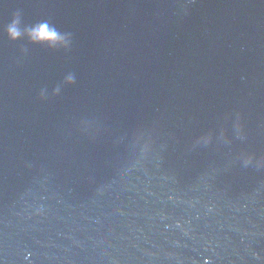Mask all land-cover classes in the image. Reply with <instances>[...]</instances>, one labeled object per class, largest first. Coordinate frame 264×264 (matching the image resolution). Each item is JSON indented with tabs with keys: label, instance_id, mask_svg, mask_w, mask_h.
Masks as SVG:
<instances>
[{
	"label": "water",
	"instance_id": "95a60500",
	"mask_svg": "<svg viewBox=\"0 0 264 264\" xmlns=\"http://www.w3.org/2000/svg\"><path fill=\"white\" fill-rule=\"evenodd\" d=\"M0 264H264V0H0Z\"/></svg>",
	"mask_w": 264,
	"mask_h": 264
},
{
	"label": "clouds",
	"instance_id": "9594fccd",
	"mask_svg": "<svg viewBox=\"0 0 264 264\" xmlns=\"http://www.w3.org/2000/svg\"><path fill=\"white\" fill-rule=\"evenodd\" d=\"M6 34L9 39L15 40L21 35L27 34L29 38L35 42L47 41L50 46H62L68 48L71 44V36L61 35L56 32V30L50 27L46 22L38 25H34L30 29L22 30L20 27V22L18 18H14L11 23L5 28ZM69 82H72L71 77H69ZM253 160L252 156H246L244 158V164H250ZM257 163H261L258 161Z\"/></svg>",
	"mask_w": 264,
	"mask_h": 264
}]
</instances>
